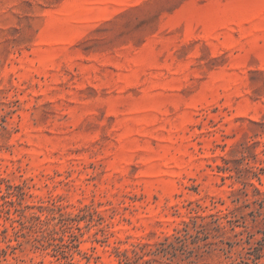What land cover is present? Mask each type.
I'll return each instance as SVG.
<instances>
[{
	"label": "rangeland",
	"instance_id": "rangeland-1",
	"mask_svg": "<svg viewBox=\"0 0 264 264\" xmlns=\"http://www.w3.org/2000/svg\"><path fill=\"white\" fill-rule=\"evenodd\" d=\"M0 264H264V0H0Z\"/></svg>",
	"mask_w": 264,
	"mask_h": 264
},
{
	"label": "trees",
	"instance_id": "trees-1",
	"mask_svg": "<svg viewBox=\"0 0 264 264\" xmlns=\"http://www.w3.org/2000/svg\"><path fill=\"white\" fill-rule=\"evenodd\" d=\"M219 168H221V167H219ZM254 176H256L258 179L260 178L259 175H258V172H255ZM161 243H163L164 245L166 244V242H161ZM169 246H170V244H168L166 247H163L162 250H159V251H165Z\"/></svg>",
	"mask_w": 264,
	"mask_h": 264
}]
</instances>
